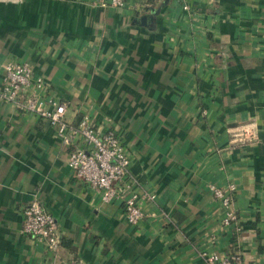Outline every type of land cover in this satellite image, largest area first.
Listing matches in <instances>:
<instances>
[{
	"label": "crops",
	"instance_id": "obj_1",
	"mask_svg": "<svg viewBox=\"0 0 264 264\" xmlns=\"http://www.w3.org/2000/svg\"><path fill=\"white\" fill-rule=\"evenodd\" d=\"M12 62L48 82L69 124L115 131L124 184L149 198L128 224L123 201L76 179L48 121L0 99V264H264V0H0V89ZM211 185L236 187V225ZM34 200L60 225L55 254L22 233Z\"/></svg>",
	"mask_w": 264,
	"mask_h": 264
},
{
	"label": "built area",
	"instance_id": "obj_2",
	"mask_svg": "<svg viewBox=\"0 0 264 264\" xmlns=\"http://www.w3.org/2000/svg\"><path fill=\"white\" fill-rule=\"evenodd\" d=\"M128 1L99 0V4L103 8L123 9ZM192 1L179 0L186 11L190 9ZM3 76L0 99L22 114H33L48 121L57 130L63 143L74 148L69 154L68 166L76 179L100 191L105 203L123 201L128 224L136 226L143 221L146 215L141 200L148 196L142 197L131 185L124 184L131 158L116 132H99L87 116L77 126L69 124L66 121L67 105L52 95L48 82L36 75L28 63L12 62L5 65ZM80 144H83V148ZM210 192L225 210L223 224L227 227L236 225L238 216L233 208L236 187L211 185ZM151 199L154 197L151 196ZM23 216L22 233L55 254L62 245V232L57 219L38 200L24 208ZM204 256L207 264H243L238 255ZM68 264L87 263L81 258H75Z\"/></svg>",
	"mask_w": 264,
	"mask_h": 264
},
{
	"label": "water",
	"instance_id": "obj_3",
	"mask_svg": "<svg viewBox=\"0 0 264 264\" xmlns=\"http://www.w3.org/2000/svg\"><path fill=\"white\" fill-rule=\"evenodd\" d=\"M146 18H143V22L145 21Z\"/></svg>",
	"mask_w": 264,
	"mask_h": 264
}]
</instances>
